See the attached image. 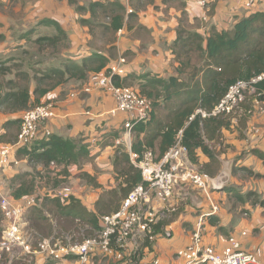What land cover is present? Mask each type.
Here are the masks:
<instances>
[{"label": "crops", "instance_id": "1", "mask_svg": "<svg viewBox=\"0 0 264 264\" xmlns=\"http://www.w3.org/2000/svg\"><path fill=\"white\" fill-rule=\"evenodd\" d=\"M108 1L119 2L125 8L122 28L117 32L105 30L112 16L96 13L92 18L88 9L93 2L106 5L104 0H83L73 5L65 0H0V67H7L11 61L22 65L23 74L30 79L28 86L32 102L34 70L27 64L30 58L33 60L37 56L33 46L28 45V38L32 36L31 42H34L42 35L33 32L29 35L30 32L23 31V28L38 20L53 21L64 30L66 42L57 53L68 55V60L77 65L94 54L106 58L107 66L124 57L126 63L121 66L123 74L120 78L135 76L165 81V89L158 88V91L162 95L168 93L170 98L162 96L157 100L159 108L154 109L151 123L143 132H126L123 129L126 116L122 113L108 115L115 106L112 98L97 89L85 93L87 80H69L40 98V103L52 102L56 107V118L44 123L40 134L49 131L52 136L74 140L87 149V160L81 166L71 165L65 171L71 180L73 198L92 213H96L99 197L118 186L113 165L118 150L128 154L132 152L133 145L141 149V145L147 143L154 159L158 160L172 146L159 135L166 130L163 128L167 117L185 100L188 89L194 84H202L204 74L211 68L207 66L209 59L206 53L210 35L229 31L242 18L264 13V0H256L249 7L246 6L248 0H209L203 8L183 0ZM78 7L83 10L78 11ZM180 31L184 41H191L194 35L201 41L198 51L190 43L185 48L188 55L184 60L188 65L177 73L182 64L176 58L182 41L178 39ZM107 33L112 35V42H101V37ZM35 64L39 65L38 62ZM6 73L10 76L8 70ZM3 77L0 76V86ZM170 78L174 79L171 84L168 82ZM130 81H135L138 88L144 84L142 80ZM7 91L1 90L0 93ZM70 94L76 96L70 98ZM257 108L248 97L239 111L229 117L218 118L224 125L202 132L204 146L212 153V160L200 148L195 150L194 163L188 155L184 158L186 167L201 173L206 171L212 184L218 188L209 189L207 194L189 185H178L166 203L152 199V207L160 215L154 241L148 246L144 245L143 239L130 242L123 261L109 257L113 264H185L176 252L188 245L197 217L207 213L210 215L204 227L206 244L222 251L229 247L228 240L234 237L243 250L254 255L257 264H264V207L252 205V198H244L251 192L264 200V165L256 155V152L264 155V113H259ZM25 111L12 112L1 107L0 134L6 133V122L19 120ZM119 139L121 143L117 144ZM32 170L42 176L45 171L63 172L64 168L49 166L44 169L41 164H30L25 156L16 155L11 167L0 170V194H5V184H8L6 196H11L10 181L16 175ZM75 173L85 174L99 188L84 181L80 184V178L74 177ZM43 192L53 197L50 189L43 188ZM240 197L244 198L243 201ZM212 206L218 208L214 214ZM94 257H90L91 264H94ZM34 258L36 264L47 261L40 255H34Z\"/></svg>", "mask_w": 264, "mask_h": 264}, {"label": "trees", "instance_id": "2", "mask_svg": "<svg viewBox=\"0 0 264 264\" xmlns=\"http://www.w3.org/2000/svg\"><path fill=\"white\" fill-rule=\"evenodd\" d=\"M69 4L73 5L77 3V0H65ZM93 2L88 6L89 11L93 16L99 13L100 16L108 15L110 18L109 27L105 26V30L110 32H117L122 28L123 13L125 8L116 1L109 2ZM78 11H82L83 8H77ZM82 24H88L86 21H81ZM41 24L55 26L56 34L43 35L38 37L32 42L33 48L36 50V58L40 55H45L47 52H54L58 54L61 45L66 42V33L60 28V26L53 22L44 20ZM90 29L92 25L90 24ZM178 39L183 38V32L180 31ZM180 41V48L176 51V58L182 62L181 67L178 68L177 73H181L185 66V56L188 55L185 52V48L193 46L197 51L200 49L199 43L201 39L196 35L192 36V40ZM207 57L209 62L207 66L211 68L206 71L202 84H194L188 89L185 100L176 108L170 117H167L166 129L164 133L160 134L161 138L168 145L174 144V139L179 130H182V145L187 150L189 160L194 163L195 150L200 148L204 154H206L211 160L213 159L212 153L204 146L202 139V132L206 129H218L221 125H224L223 121L218 118H202L200 114H195L196 110L200 109L205 112H209L226 94L228 88L237 81H249L250 79L260 75L264 71V13H255L249 17L242 18L235 22L231 29L227 32L216 33L213 32L207 39L206 48ZM35 55V54H34ZM52 58H56L52 56ZM184 61V62H183ZM39 64L41 60L37 61ZM108 60L100 55H93L89 59H84L80 65L76 62L67 60L63 65H52L47 71L40 73V71H34L32 80L35 83V89L33 91L34 100L31 101V95L29 92V77L24 74V84L14 87L6 93H0V108L4 107L12 112L18 110H28L37 105H40V98L44 97L48 92L57 88L60 85L68 82L69 80L86 81L90 74L98 73L105 70ZM112 64V63H111ZM110 64V65H111ZM107 66V67H106ZM8 69L0 67V76L5 75ZM130 80H142L143 85H139L138 91L142 96L147 97L152 101L153 111L151 119L154 116V109L158 107L157 100L162 96H167L168 93L162 95L158 88L165 89V81L160 78H146V77H120L113 78V84L120 87H130ZM173 78L168 80L169 84L173 81ZM12 85V82L9 83ZM256 95L252 97L259 102H264V79L255 85ZM172 93H169L171 96ZM151 119L147 124H136L133 130L137 132H143L147 129V125L151 123ZM6 133L0 134V143H12V140H5L8 135L10 126H13L18 131L19 120L8 121L5 123ZM132 130V131H133ZM155 136V135H154ZM153 140V137L152 139ZM11 141V142H10ZM150 144H142L141 149L132 146V152L140 155L143 151L150 149ZM152 152V151H151ZM17 156H25L28 163H39L44 169L52 167L53 163L55 168H65L71 165L81 166L83 162L87 160V149L74 140L63 139L58 136L50 135L48 138H42L34 143L30 149H22L18 151ZM259 159L263 161L264 155L256 152ZM115 180L118 182V186L115 189L104 192L96 202V213L89 212L82 206L80 201L71 198L67 205L62 203L59 198H53L51 203L54 204V212L61 219L77 221L80 224L88 228L89 233H95L99 230V220L102 216L110 215L119 209L121 201L128 195V193L137 185L142 183L141 172L136 168L129 160L128 154L118 150L113 162ZM213 165H210V167ZM255 177L252 172L247 171ZM205 174L206 171H204ZM27 175H16L12 179L11 198L14 200H21L23 196H30L34 190V180L27 179ZM91 180V179H90ZM94 186L99 188L96 183ZM247 200H251L252 205H260L264 207V200H260V197L256 193H247L244 197ZM243 197L239 199L243 201ZM1 214H0V238H1ZM159 221L154 226V234H157ZM151 243L147 239L144 240V245L148 246ZM1 256V254H0ZM7 259H0V264H6Z\"/></svg>", "mask_w": 264, "mask_h": 264}, {"label": "built area", "instance_id": "3", "mask_svg": "<svg viewBox=\"0 0 264 264\" xmlns=\"http://www.w3.org/2000/svg\"><path fill=\"white\" fill-rule=\"evenodd\" d=\"M205 7L209 0H183ZM256 0H248L250 6ZM126 63L124 57H119L105 70L92 73L87 79L85 93L97 89L104 91L112 98L114 109L108 113L114 116L122 113L126 116L123 129L131 132L136 124H147L153 111L152 101L133 87H118L113 84L114 77L123 74L121 66ZM264 79V71L249 81H237L231 85L226 94L209 111L196 110L202 118L229 117L239 111L248 97L256 95L255 85ZM70 98L75 94H70ZM253 104L259 113H264V105L257 99ZM56 118V107L52 102H44L26 110L19 119V130L12 143L0 144V170L7 169L14 164L16 153L22 149H30L35 142L48 138L51 134L45 131L40 134V127ZM121 143V139L117 144ZM186 148L182 145V130H179L174 144L158 160L154 159L151 151H143L140 155L129 152L130 162L140 170L142 183L135 186L121 201L119 209L99 220V230L95 235L82 242H72L69 238L54 236L40 241L36 247H31L26 236L24 216L28 208L34 203V194L21 200H14L10 196L0 194L1 238L0 252L12 257L14 251L40 255L56 264H90L91 256H112L117 261H123L127 245L137 239L154 241V226L160 220V215L152 207V199L166 203L178 185H189L204 193L209 189H216L210 177L189 167L184 158ZM55 167L53 163L50 164ZM53 198L69 201L71 189L64 187L52 192ZM218 208L212 206V214ZM210 215H200L193 226L187 246L177 250L176 256L185 264H257L253 254L242 249L240 243L231 237L229 247L217 251L204 241V227ZM12 259V258H11ZM10 260V259H9Z\"/></svg>", "mask_w": 264, "mask_h": 264}, {"label": "rangeland", "instance_id": "4", "mask_svg": "<svg viewBox=\"0 0 264 264\" xmlns=\"http://www.w3.org/2000/svg\"><path fill=\"white\" fill-rule=\"evenodd\" d=\"M77 2H83V0H77ZM27 30L29 35L31 33H38L40 35H50L51 33L56 34L55 26L51 25H45L41 24L40 20L35 21L33 23L27 24L25 28H23V31ZM108 35H105L104 37H101V42L103 43H110L113 40V37L111 34L107 33ZM32 36L28 38V45H32L31 42ZM65 42L61 45H64ZM52 56L56 57V61L51 62L50 60ZM68 55H61L56 54L54 52H47L45 55H42V59H40V55H38V58L33 60L30 58L29 63L27 66H32L34 71H41L45 72L48 70V68L52 65L60 66L63 65L67 60ZM41 60L42 63L39 65H36L35 62ZM35 66H37L35 68ZM6 67V66H4ZM8 74L10 76L4 75L5 78H2L3 84L0 86L1 90H11L14 87L23 85L24 82V74L22 72V65L18 62H9L7 64ZM10 79V80H9ZM12 82V85L9 83ZM130 81V87H133L135 89H139L137 86V83L135 81ZM156 108H159L156 107ZM159 110V109H157ZM226 118V117H222ZM15 121V120H10ZM10 131L8 135L6 136L5 140H12L15 138V135L18 133L15 127L10 126ZM11 142V141H10ZM17 155V154H16ZM15 158V157H14ZM12 166V165H11ZM19 175H27V179L34 180V192L33 194L37 197H34V203L33 205L28 208L25 212L24 216V222L25 229H26V236L28 237L29 244L31 247H36L37 244L42 241L45 238H50L52 236L56 238H69L72 242H82L83 240L95 235V233L91 232L89 233V229L86 228L84 225L80 224L79 222H73L71 220L67 219H61L56 215L54 212V204L51 203V200L53 197L47 196L45 192L42 193L43 188L50 189L51 191H59L64 187H69L71 189V196L69 197V200L73 198V192H72V185L70 184L71 180L66 177V171L65 172H56V170L53 171H45V173L40 176L36 174L35 172H24ZM77 176L80 178L79 183L82 184L83 181L88 184H94L92 180L88 178L85 174H74V177ZM12 180L10 181L11 185ZM36 182V184H35ZM9 185V187H10ZM7 187L8 184H5L4 195L7 194ZM61 200V199H60ZM62 203L66 200H61ZM139 240V239H137ZM136 240V241H137ZM1 256L0 259L4 260L8 258V261L6 264H36L34 255L29 253H23L14 251L13 256L10 258L7 256L6 253L0 252ZM109 257L113 258L112 256H96L94 257V264H113L112 259L110 260ZM10 259V260H9ZM46 263L44 264H56L54 261L46 259ZM90 262H92L90 260ZM91 264V263H90Z\"/></svg>", "mask_w": 264, "mask_h": 264}]
</instances>
